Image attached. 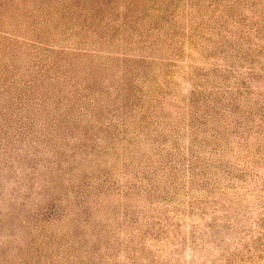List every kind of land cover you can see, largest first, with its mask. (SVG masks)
<instances>
[{"label":"rangeland","instance_id":"obj_1","mask_svg":"<svg viewBox=\"0 0 264 264\" xmlns=\"http://www.w3.org/2000/svg\"><path fill=\"white\" fill-rule=\"evenodd\" d=\"M0 264H264V0H0Z\"/></svg>","mask_w":264,"mask_h":264}]
</instances>
